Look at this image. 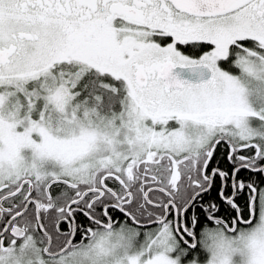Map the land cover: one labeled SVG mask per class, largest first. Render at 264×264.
<instances>
[{
	"label": "snow or ice",
	"instance_id": "6c2138e0",
	"mask_svg": "<svg viewBox=\"0 0 264 264\" xmlns=\"http://www.w3.org/2000/svg\"><path fill=\"white\" fill-rule=\"evenodd\" d=\"M0 264H264V0H0Z\"/></svg>",
	"mask_w": 264,
	"mask_h": 264
}]
</instances>
